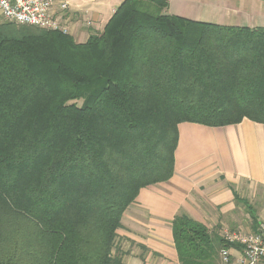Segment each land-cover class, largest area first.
Wrapping results in <instances>:
<instances>
[{"label":"trees","instance_id":"1","mask_svg":"<svg viewBox=\"0 0 264 264\" xmlns=\"http://www.w3.org/2000/svg\"><path fill=\"white\" fill-rule=\"evenodd\" d=\"M167 6L124 0L85 43L0 27V264H120L121 218L173 176L179 124L264 125V28ZM171 231L179 264L238 249L183 214Z\"/></svg>","mask_w":264,"mask_h":264},{"label":"crops","instance_id":"2","mask_svg":"<svg viewBox=\"0 0 264 264\" xmlns=\"http://www.w3.org/2000/svg\"><path fill=\"white\" fill-rule=\"evenodd\" d=\"M123 1L57 0L56 5L67 4L69 36L85 43L102 32ZM165 1L162 14L222 27L264 28V0ZM177 131L173 176L140 190L121 218L112 251L120 264H179L171 231L179 214L217 235L228 229L254 232L264 222V125L247 119L219 128L181 123Z\"/></svg>","mask_w":264,"mask_h":264},{"label":"built area","instance_id":"3","mask_svg":"<svg viewBox=\"0 0 264 264\" xmlns=\"http://www.w3.org/2000/svg\"><path fill=\"white\" fill-rule=\"evenodd\" d=\"M57 0H0V27L16 25L70 35L65 19L68 6L65 2L56 5ZM57 6V8H56ZM92 27V22H86ZM220 237L236 248L219 251L218 264H264V222L254 232L221 231Z\"/></svg>","mask_w":264,"mask_h":264},{"label":"rangeland","instance_id":"4","mask_svg":"<svg viewBox=\"0 0 264 264\" xmlns=\"http://www.w3.org/2000/svg\"><path fill=\"white\" fill-rule=\"evenodd\" d=\"M94 30H95V29H94ZM100 32H101V31H100ZM80 104H81L80 102L77 103V105H80ZM228 230H229L230 232L239 231V230H237V229H236V230H230V229H228ZM240 231H241V230H240ZM115 238H116V237H115Z\"/></svg>","mask_w":264,"mask_h":264}]
</instances>
